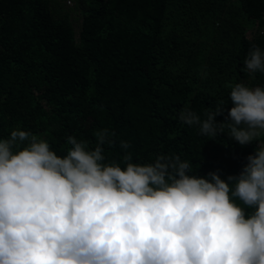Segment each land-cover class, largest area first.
<instances>
[{"label":"trees","instance_id":"trees-1","mask_svg":"<svg viewBox=\"0 0 264 264\" xmlns=\"http://www.w3.org/2000/svg\"><path fill=\"white\" fill-rule=\"evenodd\" d=\"M253 47L264 50V0H0V139L19 127L63 156L67 137L94 150L107 130L109 161L124 141L133 162L178 155L191 174L227 180L260 141L241 146L226 124L201 135L179 114L203 120L225 101L224 122L227 83L264 87L244 63Z\"/></svg>","mask_w":264,"mask_h":264},{"label":"clouds","instance_id":"clouds-1","mask_svg":"<svg viewBox=\"0 0 264 264\" xmlns=\"http://www.w3.org/2000/svg\"><path fill=\"white\" fill-rule=\"evenodd\" d=\"M249 74H264V50L250 49ZM206 118L185 107L179 120L217 136L227 125L241 146L260 141L238 176L191 174L178 155L147 163L107 160V130L88 142L67 137L58 155L19 127L0 139V264H264V87L227 83ZM250 210V211H249Z\"/></svg>","mask_w":264,"mask_h":264},{"label":"rangeland","instance_id":"rangeland-1","mask_svg":"<svg viewBox=\"0 0 264 264\" xmlns=\"http://www.w3.org/2000/svg\"><path fill=\"white\" fill-rule=\"evenodd\" d=\"M235 1H237V0H235ZM70 7H73V5L70 6ZM72 16H73V20H74V23H75V25L77 27V31H78L79 30V26L81 24L80 13L77 10H74L73 13H72Z\"/></svg>","mask_w":264,"mask_h":264},{"label":"built area","instance_id":"built-area-1","mask_svg":"<svg viewBox=\"0 0 264 264\" xmlns=\"http://www.w3.org/2000/svg\"><path fill=\"white\" fill-rule=\"evenodd\" d=\"M68 4H72V2L71 1H68Z\"/></svg>","mask_w":264,"mask_h":264}]
</instances>
